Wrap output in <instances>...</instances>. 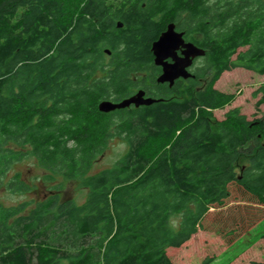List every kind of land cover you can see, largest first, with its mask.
<instances>
[{"label":"trees","instance_id":"1","mask_svg":"<svg viewBox=\"0 0 264 264\" xmlns=\"http://www.w3.org/2000/svg\"><path fill=\"white\" fill-rule=\"evenodd\" d=\"M170 22L205 50L172 86L151 49ZM237 67L264 74V0H0V188L31 190L5 180L31 156L88 189L81 203L48 190L22 213L0 203V264H176L167 248L198 230L233 242L261 221L264 116L214 114ZM134 87L160 100L99 110ZM114 136L125 153L90 173Z\"/></svg>","mask_w":264,"mask_h":264},{"label":"rangeland","instance_id":"2","mask_svg":"<svg viewBox=\"0 0 264 264\" xmlns=\"http://www.w3.org/2000/svg\"><path fill=\"white\" fill-rule=\"evenodd\" d=\"M109 56H105L106 63L109 62ZM263 84L264 74L242 67L224 71L215 86L222 91L234 93L235 98L223 108L214 110V114L218 118H223L229 109L240 107L249 119L264 116V104L259 108L256 107V101L261 93L257 97L253 96V92ZM126 149V141L120 136H114L110 139L106 150L94 160L90 173L111 167ZM15 172L20 173V178L31 186V190L15 191L2 186L0 203L17 208L25 204V208L19 213L35 207L51 189L60 196V199H73L77 203L83 202L88 194V189L81 184L80 179H68L46 170L31 156L17 161L14 168L7 172L5 180H11ZM220 236L200 229L182 246L170 247L167 250L176 264H253L255 261H264V218L233 242H228Z\"/></svg>","mask_w":264,"mask_h":264},{"label":"water","instance_id":"3","mask_svg":"<svg viewBox=\"0 0 264 264\" xmlns=\"http://www.w3.org/2000/svg\"><path fill=\"white\" fill-rule=\"evenodd\" d=\"M180 47H183L182 55L177 54ZM151 49L154 55V63L162 67V72L158 75L157 81L161 83L169 82L170 86L177 78L193 76L188 69L193 63V58L195 59L205 53L202 47L192 41H186L184 32L177 30L174 22L168 23L166 29L153 41ZM107 52L110 51L107 50ZM168 58H172V61H168ZM159 100L154 96L146 95L145 90L139 89L120 101L103 99L98 103V108L101 112L108 113L131 105L136 107L150 105Z\"/></svg>","mask_w":264,"mask_h":264},{"label":"flooded vegetation","instance_id":"4","mask_svg":"<svg viewBox=\"0 0 264 264\" xmlns=\"http://www.w3.org/2000/svg\"><path fill=\"white\" fill-rule=\"evenodd\" d=\"M177 29V28H176ZM184 39L186 40V41H192V40H190L189 38H187L186 36H185V34H184ZM193 42V41H192ZM194 43V42H193ZM182 50H183V47H180L178 50H177V54L178 55H182ZM154 56V55H153ZM154 58V57H153ZM198 57H196L195 59L193 58V63H192V65L188 68L191 72H192V74H193V70H194V62L196 61V59H197ZM168 61H172V58H168ZM155 64V63H154ZM155 66L157 67V71H156V74H155V79H156V81H157V77H158V75L162 72V67L161 66H159V65H156L155 64ZM184 79H187V78H182V77H180V78H177L176 79V81L177 80H184ZM158 82V81H157ZM148 84H152L151 83V81H148L147 82ZM159 83H161V82H159ZM164 84H166V85H169L170 86V84H169V82H163ZM157 83H155V85L153 84L152 85V89L154 90L158 85H156ZM174 84V83H173ZM150 88V87H149ZM137 89V90H136ZM139 89H143V90H145V92H146V95H149L148 93V91H147V89H145V88H143V87H134L133 88V92H132V94L133 93H135L136 91H138ZM131 94V95H132Z\"/></svg>","mask_w":264,"mask_h":264},{"label":"crops","instance_id":"5","mask_svg":"<svg viewBox=\"0 0 264 264\" xmlns=\"http://www.w3.org/2000/svg\"><path fill=\"white\" fill-rule=\"evenodd\" d=\"M208 231H211V232H214L215 234H217L215 231H212V230H208ZM219 235V234H218ZM220 236V235H219ZM221 237V236H220ZM168 248H170V247H168ZM167 248V249H168ZM172 248H176V247H172ZM167 253H168V255L170 256V254H169V252H168V250H167Z\"/></svg>","mask_w":264,"mask_h":264}]
</instances>
